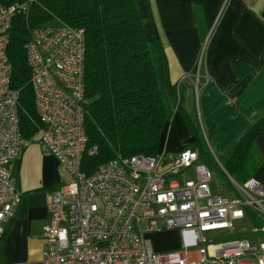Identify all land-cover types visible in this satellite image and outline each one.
I'll list each match as a JSON object with an SVG mask.
<instances>
[{
	"label": "built area",
	"instance_id": "2783aa9c",
	"mask_svg": "<svg viewBox=\"0 0 264 264\" xmlns=\"http://www.w3.org/2000/svg\"><path fill=\"white\" fill-rule=\"evenodd\" d=\"M36 2L0 0V240L20 199L10 165L31 143L20 130L7 48L14 18H27ZM85 50L84 30L64 22L32 28L26 44L38 141L61 176L46 205L41 264H264V225L252 227V240H219L250 222L245 207L264 218V184L253 177L239 183L220 165L234 192L215 191L210 168L191 148L118 154L85 174L83 155L97 152L84 124ZM164 230L180 231L179 249L154 250L149 236Z\"/></svg>",
	"mask_w": 264,
	"mask_h": 264
},
{
	"label": "crops",
	"instance_id": "0c3cea01",
	"mask_svg": "<svg viewBox=\"0 0 264 264\" xmlns=\"http://www.w3.org/2000/svg\"><path fill=\"white\" fill-rule=\"evenodd\" d=\"M135 4L166 108L156 154L173 156L199 142L220 168L264 117V0ZM236 62L249 73L239 78ZM185 116L194 121L199 138ZM255 150L259 163L252 177L264 184V135L255 139ZM10 167L20 199L0 240V264H41L46 205L61 181L58 163L35 140Z\"/></svg>",
	"mask_w": 264,
	"mask_h": 264
},
{
	"label": "trees",
	"instance_id": "16d2710c",
	"mask_svg": "<svg viewBox=\"0 0 264 264\" xmlns=\"http://www.w3.org/2000/svg\"><path fill=\"white\" fill-rule=\"evenodd\" d=\"M56 22L84 30V124L87 146H97L96 154L83 155L81 165L85 174H93L118 154L156 155L166 108L135 0H37L27 18L21 15L14 18L7 55L12 65L10 85L17 94L22 135L33 142L38 138L40 126L26 62V44L32 28ZM234 69L239 78L249 73L244 63L236 62ZM185 121L190 126L186 116ZM260 135H264V117L239 140L233 154L220 161L226 173L239 183L252 178L259 163L255 139ZM192 149L197 151L200 162L218 169L224 179L221 187L211 182L213 190L234 192L228 176L209 152L199 142ZM245 216L251 226L264 225V218L249 207H245ZM236 237L254 239L241 232L229 238Z\"/></svg>",
	"mask_w": 264,
	"mask_h": 264
},
{
	"label": "rangeland",
	"instance_id": "374dc122",
	"mask_svg": "<svg viewBox=\"0 0 264 264\" xmlns=\"http://www.w3.org/2000/svg\"><path fill=\"white\" fill-rule=\"evenodd\" d=\"M190 126H192L190 131L193 135L197 136L199 138L201 136V133L199 130L198 133L195 129L196 125H194V121H189ZM38 140V138L36 139ZM192 148V147H189ZM210 167L211 173H212V184H217L221 187V184L224 183V179L221 177L220 172L218 169H213ZM191 172L182 173L179 176H176L178 180L182 181L186 176H191ZM253 226L250 225L248 222H242L235 226L234 230L227 233H220L219 240L222 242L229 240V237L236 233H244L249 234L251 236H254L255 233L251 231ZM150 240L152 243V246L156 249L162 250V251H170V250H176L179 249L182 245V236L180 234L179 230H166V231H160L156 233L150 234ZM237 238V237H236Z\"/></svg>",
	"mask_w": 264,
	"mask_h": 264
}]
</instances>
